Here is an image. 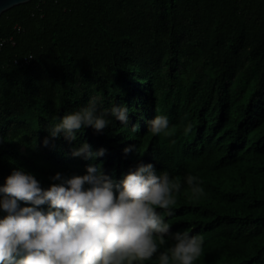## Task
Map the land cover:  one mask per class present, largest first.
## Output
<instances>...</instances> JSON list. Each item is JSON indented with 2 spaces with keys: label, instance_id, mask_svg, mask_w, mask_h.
Returning <instances> with one entry per match:
<instances>
[{
  "label": "trees",
  "instance_id": "1",
  "mask_svg": "<svg viewBox=\"0 0 264 264\" xmlns=\"http://www.w3.org/2000/svg\"><path fill=\"white\" fill-rule=\"evenodd\" d=\"M92 100L126 107L128 124L51 135ZM157 116L167 135L149 131ZM84 143L104 154L73 156ZM149 163L181 183L172 214L158 209L171 226L161 251L186 232L203 240L195 264H264V0H30L5 11L0 187L22 171L47 190L89 166L119 183Z\"/></svg>",
  "mask_w": 264,
  "mask_h": 264
},
{
  "label": "clouds",
  "instance_id": "2",
  "mask_svg": "<svg viewBox=\"0 0 264 264\" xmlns=\"http://www.w3.org/2000/svg\"><path fill=\"white\" fill-rule=\"evenodd\" d=\"M112 118L127 125L128 109L100 111L92 100L66 114L51 127V135L63 133L66 140L75 141L83 127L102 132ZM169 128L167 116L149 122L153 136L167 135ZM191 132L187 124L184 134ZM103 154V149L93 153L88 143L72 153L86 158ZM53 179L60 183L45 190L33 175L14 171L0 187V210L6 213L0 218V264H146L154 257L157 264H195L201 257L203 240L186 232L175 233L174 245L161 251L171 226L158 209L172 214L181 183L166 171L158 175L153 164L139 166L119 183L97 166H89L83 176L64 178L57 173ZM185 180L193 194L203 192L197 177ZM20 201L32 206L21 207ZM45 204L46 213L38 210Z\"/></svg>",
  "mask_w": 264,
  "mask_h": 264
},
{
  "label": "water",
  "instance_id": "3",
  "mask_svg": "<svg viewBox=\"0 0 264 264\" xmlns=\"http://www.w3.org/2000/svg\"><path fill=\"white\" fill-rule=\"evenodd\" d=\"M30 0H0V16L14 6L29 2Z\"/></svg>",
  "mask_w": 264,
  "mask_h": 264
},
{
  "label": "built area",
  "instance_id": "4",
  "mask_svg": "<svg viewBox=\"0 0 264 264\" xmlns=\"http://www.w3.org/2000/svg\"><path fill=\"white\" fill-rule=\"evenodd\" d=\"M28 61H29V58H26V59H25V62H28Z\"/></svg>",
  "mask_w": 264,
  "mask_h": 264
}]
</instances>
